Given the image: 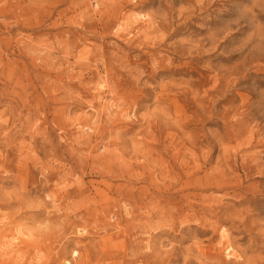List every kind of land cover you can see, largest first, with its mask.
Wrapping results in <instances>:
<instances>
[{
    "label": "rangeland",
    "instance_id": "374dc122",
    "mask_svg": "<svg viewBox=\"0 0 264 264\" xmlns=\"http://www.w3.org/2000/svg\"><path fill=\"white\" fill-rule=\"evenodd\" d=\"M246 262L264 0H0V264Z\"/></svg>",
    "mask_w": 264,
    "mask_h": 264
},
{
    "label": "bare ground",
    "instance_id": "6f19581e",
    "mask_svg": "<svg viewBox=\"0 0 264 264\" xmlns=\"http://www.w3.org/2000/svg\"><path fill=\"white\" fill-rule=\"evenodd\" d=\"M203 6V5H202ZM192 9V8H191ZM151 21V20H150ZM149 20H148V24H149V22H150ZM187 23V22H186ZM151 24V23H150ZM156 24V23H155ZM174 25V24H173ZM150 26V25H149ZM154 26V25H153ZM151 28V27H150ZM210 38H212V37H210ZM259 49V48H258ZM225 217V216H224ZM46 237V236H45ZM227 237V236H226ZM42 239V238H41ZM224 250V249H223ZM202 252V251H201ZM205 252V251H204ZM203 253V252H202ZM211 254V253H210ZM209 255V254H208ZM235 256V255H234ZM218 257V256H217ZM234 258V257H233ZM249 259V258H248ZM248 259H247V261H248ZM199 262H200V260H199ZM199 264V263H198ZM203 264V263H202ZM246 264H247V262H246ZM260 264V263H259Z\"/></svg>",
    "mask_w": 264,
    "mask_h": 264
}]
</instances>
